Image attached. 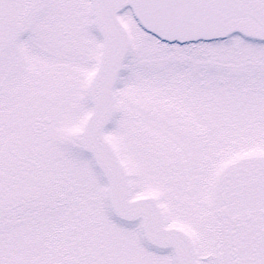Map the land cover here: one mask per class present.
Wrapping results in <instances>:
<instances>
[{
    "label": "snow or ice",
    "instance_id": "obj_1",
    "mask_svg": "<svg viewBox=\"0 0 264 264\" xmlns=\"http://www.w3.org/2000/svg\"><path fill=\"white\" fill-rule=\"evenodd\" d=\"M0 264H264V0H0Z\"/></svg>",
    "mask_w": 264,
    "mask_h": 264
}]
</instances>
